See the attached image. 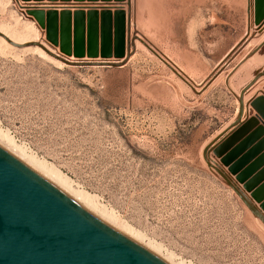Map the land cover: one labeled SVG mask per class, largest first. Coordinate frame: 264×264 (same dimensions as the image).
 <instances>
[{
	"label": "rangeland",
	"instance_id": "1",
	"mask_svg": "<svg viewBox=\"0 0 264 264\" xmlns=\"http://www.w3.org/2000/svg\"><path fill=\"white\" fill-rule=\"evenodd\" d=\"M66 11L130 14V34L113 25L110 59L89 58L87 46L76 58L68 33H50L31 15ZM101 18L100 52L108 33ZM25 22L39 31L36 43L70 61L131 58L121 68L58 67L0 43V134L176 263L264 264V223L215 170L242 190L222 160L247 140L231 166L264 149V139L253 146L264 135L253 128L214 154L237 129L219 138L241 105L244 124L258 118L254 90L262 86L264 96V21L255 24L245 0H0V27L21 37ZM135 35L184 81L138 40L133 52Z\"/></svg>",
	"mask_w": 264,
	"mask_h": 264
},
{
	"label": "water",
	"instance_id": "2",
	"mask_svg": "<svg viewBox=\"0 0 264 264\" xmlns=\"http://www.w3.org/2000/svg\"><path fill=\"white\" fill-rule=\"evenodd\" d=\"M83 1V0H79ZM97 1V0H89ZM129 1V0H128ZM254 22L260 25L264 21V0H254L249 6ZM38 24L50 33H68L67 50L74 47L76 58L85 56L84 49L88 48V57L91 59L101 56L103 59L112 57L113 42L111 41V27L115 25V33L122 31L125 25L130 32V14H114L110 12L103 16L107 25L102 36L101 52L99 45V30L102 18L99 13L83 11L71 14L66 11L58 17L56 12H31ZM59 24L61 29H59ZM262 28V27H261ZM88 33L87 38L84 33ZM73 33V39L71 38ZM79 33V34H78ZM130 34V33H129ZM0 38L16 50L38 47L48 56L68 67L96 66L105 68H121L128 63L131 53H128L121 63L102 61L89 63L70 61L59 54L50 51L42 43L31 42L18 44L0 33ZM119 39V37H118ZM55 40V39H54ZM138 40L158 59L169 66L183 81L166 60L155 50L149 47L137 35L132 41L133 52L135 41ZM57 42V40H55ZM73 41V44H72ZM119 43V41H118ZM264 41L262 42V49ZM257 117L242 123L244 107L241 105L239 117L219 138L230 130L237 128L214 150L217 157L225 153L242 138L250 129L258 126L260 121L264 125V96L251 103ZM264 126L259 127L255 135H263ZM250 140L242 142L230 155L222 160V164L229 168V174L236 176L235 182L242 185V190L215 168L227 184L236 193L240 200L264 223V185L256 188L263 174L253 177L255 171L263 164L264 156L248 163L252 157L241 158L233 166L231 163L239 151L248 146ZM264 146V140L261 143ZM206 155V154H205ZM206 161L207 155L205 156ZM236 159V158H235ZM209 167H214L208 162ZM237 186V187H236ZM250 194V197L247 195ZM260 204L258 208L256 204ZM0 264H167L161 258L134 242L124 234L112 228L92 213L75 202L72 198L58 189L55 185L40 176L18 158L0 146Z\"/></svg>",
	"mask_w": 264,
	"mask_h": 264
},
{
	"label": "bare ground",
	"instance_id": "3",
	"mask_svg": "<svg viewBox=\"0 0 264 264\" xmlns=\"http://www.w3.org/2000/svg\"><path fill=\"white\" fill-rule=\"evenodd\" d=\"M23 29L26 35L21 36V37L17 36L16 34L2 27H0V33L8 37L13 42L18 43V44H23V45L29 44L31 42H37L39 40V31L37 30V28L34 26L33 23L25 22L23 24ZM0 43L6 48H9L11 50L14 49L1 38H0ZM49 50L52 51L51 49ZM19 51L23 53L36 55L43 60H46V61L48 60L54 63L58 67L64 66L63 63L48 56L44 51H42L38 47H30V48L22 49ZM0 146L4 148L6 151H8L9 153H11L16 158H18L20 161H22L24 164H26L28 167H30L32 170L38 173L40 176H42L43 178L48 180L50 183L55 185L58 189H60L62 192H64L66 195H68L70 198H72L75 202L80 204L83 208H85L87 211L92 213L94 216H96L97 218H99L100 220H102L103 222L111 226L112 228L116 229L120 233L124 234L125 236L133 240L134 242L138 243L142 247L146 248L147 250H149L150 252L158 256L159 258H161L163 261H165L167 264H184V263H176L173 259V256L163 254L159 246H157L156 244L150 241L147 242L144 239V237L141 236L139 233L135 232L130 227L117 222L112 216L108 215L107 213H101L97 211L95 206L92 204V202L88 198V196H86L82 192L72 190V188L69 186V183L62 176L50 170L46 164L37 161L35 158L28 157L27 155H25L24 151H21L18 147H16L14 142H12L9 137H6L0 134Z\"/></svg>",
	"mask_w": 264,
	"mask_h": 264
},
{
	"label": "crops",
	"instance_id": "4",
	"mask_svg": "<svg viewBox=\"0 0 264 264\" xmlns=\"http://www.w3.org/2000/svg\"><path fill=\"white\" fill-rule=\"evenodd\" d=\"M253 1L254 0H245V2H246V5L248 6V13L250 14V15H252L251 14V12L249 11V6H252L253 5ZM249 17V16H248ZM243 32V34L242 35H238V38L236 39V41L234 42V44L232 45V46H230V49H232V48H234V46H236V45H238L243 39H244V37H245V30L244 31H242ZM263 39V37H260L259 35L258 36H256V39H254V40H252L251 42H250V44L245 48V50H247V49H251V48H253L254 46H256V44L260 41V40H262ZM263 80H264V77H263ZM258 85V83L254 86V88L256 87ZM261 88H262V86H260V87H257L255 90H254V92H253V94H252V96H254L253 97V99L254 98H256V97H262V94H261ZM261 90V91H260ZM256 115V113L254 112L253 113V116H255ZM262 122L258 125V126H256L255 128H259V127H262ZM264 126V125H263ZM254 128V129H255ZM254 129H252L253 131L252 132H250V133H253L255 130ZM249 133V134H250ZM264 139V135L262 136V137H260V138H258V139H256L253 143V146L255 147V146H257L259 143H261L262 142V140ZM264 156V149H263V151H262V153H259V155H256L255 157H254V159L249 163V164H252L253 162H255V161H257L258 159H260L261 157H263ZM262 173H264V162H263V164L255 171V173L253 174V177H256L257 175H259V174H262ZM264 185V174H263V177L261 178V180H260V182L258 183V185H257V187L256 188H260V187H262Z\"/></svg>",
	"mask_w": 264,
	"mask_h": 264
}]
</instances>
